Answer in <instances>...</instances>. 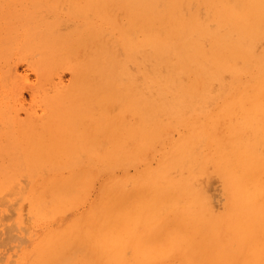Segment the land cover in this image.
<instances>
[{
	"label": "bare ground",
	"instance_id": "1",
	"mask_svg": "<svg viewBox=\"0 0 264 264\" xmlns=\"http://www.w3.org/2000/svg\"><path fill=\"white\" fill-rule=\"evenodd\" d=\"M25 210L0 264H264V0H0V225Z\"/></svg>",
	"mask_w": 264,
	"mask_h": 264
},
{
	"label": "rangeland",
	"instance_id": "2",
	"mask_svg": "<svg viewBox=\"0 0 264 264\" xmlns=\"http://www.w3.org/2000/svg\"><path fill=\"white\" fill-rule=\"evenodd\" d=\"M30 78L33 79L34 76L30 75ZM68 78H69V75H66L65 79H68ZM28 215H29V219H28ZM21 217L24 220L23 221L24 224H23V227H21L19 229H16V230L14 229V230L9 231V230L4 229L3 225H0V235L6 234V233L7 234H13L14 235V240L17 241L16 243H14V246H9V245L6 246V245H3V244L0 245V256H7V254H10L11 250L18 251L19 248L15 247L17 244H19L24 249L31 250L32 249V244L27 242V239H29L30 237L35 238L36 237V233L41 232L42 229H45L44 225H42L41 223H36L35 222L34 216L32 214L28 213L27 210L24 211V213L21 215ZM28 221H30V222H28ZM26 228H27V230H26ZM11 247H13V248H11ZM4 253H6V255Z\"/></svg>",
	"mask_w": 264,
	"mask_h": 264
}]
</instances>
